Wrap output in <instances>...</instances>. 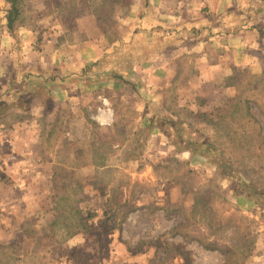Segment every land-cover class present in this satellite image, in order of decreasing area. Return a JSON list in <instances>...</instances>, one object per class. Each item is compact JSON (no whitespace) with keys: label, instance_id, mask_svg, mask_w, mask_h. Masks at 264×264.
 Instances as JSON below:
<instances>
[{"label":"rangeland","instance_id":"rangeland-1","mask_svg":"<svg viewBox=\"0 0 264 264\" xmlns=\"http://www.w3.org/2000/svg\"><path fill=\"white\" fill-rule=\"evenodd\" d=\"M18 1L16 44L4 38L0 0V157L11 167L0 175L24 185L4 193L15 204L1 207L0 264H264V50L249 48L260 63L212 72L230 53L224 35L208 39L222 16L187 0L171 1L165 19L159 0L151 11L147 0ZM146 10L173 28L144 34ZM240 18L260 17L233 26ZM101 37L115 43V64L92 94L106 99L80 109L70 97L80 89L49 87L51 56ZM104 100L115 128L95 121Z\"/></svg>","mask_w":264,"mask_h":264},{"label":"crops","instance_id":"crops-1","mask_svg":"<svg viewBox=\"0 0 264 264\" xmlns=\"http://www.w3.org/2000/svg\"><path fill=\"white\" fill-rule=\"evenodd\" d=\"M149 3L148 10H152L154 8V1L157 0H147ZM161 1L160 5V17L162 19H165V16L169 15L170 11V3L171 1H177L175 9L178 8L181 4H184V0H159ZM190 1L189 3L192 4L195 8L205 11V14L208 16H222L220 20L223 21V25L220 26L214 25L212 30H209L208 39L211 38V32L214 33V35L222 34L226 39L224 41H220L222 47H224L226 50L230 51V53L225 52V58L224 60L219 59L218 65L213 66L211 68L212 72H219L221 70L224 71L221 64H224V62L228 64H235L237 66H246L247 64H257L260 63V60L258 58V53L260 50H264V29L262 31V27L264 28V0H187ZM208 2V4H207ZM188 3V2H187ZM185 3V5H188ZM202 4V6L206 7V9H202V6H199ZM208 5V7H207ZM243 5V6H242ZM242 6V7H241ZM247 6V7H246ZM251 7V8H249ZM209 8V9H208ZM211 8V9H210ZM146 9V8H145ZM254 10H256L254 12ZM252 11V15H257V17L260 18H253L252 20H247L245 18V21L243 22L240 18V23L238 25L233 26V17L246 15L248 12ZM7 14V13H6ZM5 14V15H6ZM145 15H150V18H147L145 21L143 30L144 34H150L152 35L151 31L160 30L162 32L169 31L170 28H173L172 25H170L168 19L167 21L160 20V23H157L154 19L153 15L150 14L149 11H145ZM166 16V17H167ZM4 22L2 24V29L4 30V38L8 35V29H7V23L4 19ZM158 24L160 26L164 27V29H158ZM202 26H204V22L201 21ZM251 24V25H250ZM249 26H255V28L252 30V32L249 31ZM221 28V30H219ZM63 31L69 32L71 29L63 26ZM78 30V28H77ZM222 31V32H221ZM82 33V29L80 30ZM216 32V33H215ZM253 35V40L250 43H247L245 41V36ZM133 34V30L130 32L129 37ZM9 36V35H8ZM102 39L98 38L95 40L88 39L87 41H84L83 44L75 45L73 47L69 46L70 49L67 50L63 56L59 57L58 54H60V51L55 53V55L51 56L54 58V63L56 65H51L52 70L49 72V87H52L54 89V94H61L63 93L60 88L66 89L65 93L68 94V90L73 89H80L76 94H71L70 97L78 96L77 98V105L82 109L83 107L88 108L90 105L89 102H94L95 100L99 101L100 99H106L105 97L101 96L100 94L94 95L92 92L97 87H102L103 81L110 73L114 70V64L115 60L112 59L114 57L113 48L115 46V43H110L109 45L103 44ZM213 40V39H209ZM166 44L169 42V38L165 39ZM196 46H199L198 43H196ZM255 48L254 50L259 49V51H256L257 54L253 55V57L250 56L249 51ZM109 49H112L109 50ZM233 50H236L235 52ZM253 51V50H252ZM228 54V57H227ZM254 59H251V58ZM222 58V59H223ZM105 61H110V65H104ZM58 62L62 63V65H57ZM92 67L97 65L98 71L94 74H91L90 72H87L89 69L91 70L92 67H87L88 65H91ZM101 75H104V77H101ZM45 76V75H44ZM112 82L114 86H120L122 85L123 81L119 77H114ZM124 79V77H123ZM125 80V79H124ZM80 81V83L78 82ZM88 83H94V87L87 86ZM72 93V92H71ZM69 95V94H68ZM106 104H109L108 100H104V105L94 104L97 108V110L101 113H99L98 117H96L95 121L98 125L101 126H114V108H106ZM113 122V123H112ZM112 123V124H111ZM16 125L18 127L24 128V125L27 126V122H17ZM111 126V127H112ZM38 139V138H37ZM39 140V139H38ZM25 140H23L24 142ZM19 143V141H18ZM42 144V142L39 141V144ZM5 144V143H4ZM14 148L15 145H17V142H14ZM30 143H24V145H29ZM3 148L9 150V145L6 143V146H2ZM12 147V146H11ZM0 153H5L4 149H0ZM19 159L20 155H19ZM36 160H40L39 154L35 158ZM8 165L9 170H11L10 164L7 161H4L3 157H0V171L4 167V164ZM3 172V170H2ZM11 172V171H10ZM7 177V179L5 178ZM11 179L10 175L7 174H1L0 175V225L6 224L7 222L4 219V215L1 212V207L7 209H12L15 204V201L9 199L8 196H6L4 193L8 192L11 193L12 191H21L23 188L24 183H17L16 180L9 181ZM23 182V180H20ZM16 182V183H15ZM20 186V189L18 188ZM10 205V207H8ZM4 210V209H3ZM23 222V221H21ZM22 226H20L19 229H21ZM1 226L0 234L5 230ZM11 231H9L10 233Z\"/></svg>","mask_w":264,"mask_h":264},{"label":"trees","instance_id":"trees-1","mask_svg":"<svg viewBox=\"0 0 264 264\" xmlns=\"http://www.w3.org/2000/svg\"><path fill=\"white\" fill-rule=\"evenodd\" d=\"M5 1L9 5V8H8V10L6 12L7 14L4 17L5 21L7 23L8 35L11 38V40L14 41L17 44L18 41H19L18 40L19 36L17 34V27L15 26L16 25L15 23L18 21L19 16L21 14L20 7H19V1L18 0H5ZM12 51L14 53V59H15L14 63L15 64L16 63L20 64L22 62V55L20 53L19 47L14 46V48H12ZM3 102H4V99L2 98V95L0 94V103H3ZM241 105H243V103L237 101L233 106L234 107H239ZM244 107H246L247 109L249 108L247 102H244ZM152 121H154V120H152ZM115 127H116V124H114L113 128H115ZM150 127H151V125H150ZM242 128L243 127L241 125L229 126V125L225 124V132L228 134L227 136H231V135L239 136L241 134L240 132H241ZM244 134H245V132L244 133L242 132L243 136H244ZM205 146L206 145H204V147ZM191 150H192V152L195 153V151L193 149H191ZM224 165L229 166L228 164L223 162L222 166H224ZM242 186L245 188L243 191L247 190V194L248 195H249V193H254L257 196H262V194L260 192H258L253 186L246 185L245 183H242Z\"/></svg>","mask_w":264,"mask_h":264}]
</instances>
